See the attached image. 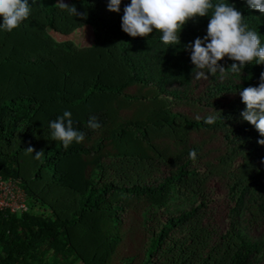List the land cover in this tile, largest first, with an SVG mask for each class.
<instances>
[{
	"label": "trees",
	"instance_id": "16d2710c",
	"mask_svg": "<svg viewBox=\"0 0 264 264\" xmlns=\"http://www.w3.org/2000/svg\"><path fill=\"white\" fill-rule=\"evenodd\" d=\"M128 2L117 13L107 0H64L78 16L59 0H35L24 22L0 30V174L24 187L31 206L0 211V264H264V145L257 142L264 137L240 116L239 95L259 84L264 64L197 79L184 45L206 34L208 17L188 21L180 43L168 47L158 30L146 37L122 31ZM230 2L264 43V14ZM85 25L93 41L82 47L71 39ZM132 85L156 92L127 94ZM218 95L231 100L212 123L174 110L178 100L211 104ZM121 100L151 106L144 117L117 119ZM65 110L86 132L67 148L49 134ZM90 114L99 129L87 128ZM180 123L218 133V154L203 156L202 143L171 156L152 145L157 135H184ZM131 212L140 216L139 252L116 263Z\"/></svg>",
	"mask_w": 264,
	"mask_h": 264
},
{
	"label": "clouds",
	"instance_id": "9594fccd",
	"mask_svg": "<svg viewBox=\"0 0 264 264\" xmlns=\"http://www.w3.org/2000/svg\"><path fill=\"white\" fill-rule=\"evenodd\" d=\"M59 2L62 8L67 7L69 13L82 15L74 5L68 6L64 0ZM122 2L107 0V8L119 13ZM244 2L247 8L264 14V0ZM34 3L35 0L31 4L29 0H0V30L11 32L17 28L30 16ZM205 16L208 17L206 34L184 45L194 65L193 69L197 70L194 73L197 79L208 78L206 73L219 72L223 76L227 69L233 74H241L247 64H264L261 35L249 28L243 20V13L230 0H217L215 3L213 0H130L123 7L121 29L132 37H146L158 30L160 41L169 47L180 43L181 31L188 21ZM225 57L233 61L228 68L220 63ZM205 69L207 72L203 71ZM239 95L245 104L240 116L264 137V72L260 74L258 85L242 88ZM214 120L215 116L212 115L205 118L206 123ZM73 125L71 111L65 110L50 122L49 134L53 140L61 141L65 148L73 142H83L86 132ZM100 127L99 118L90 114L87 128L96 130ZM257 142L264 145V138ZM26 150L33 152L31 147ZM41 152L36 155L39 156ZM196 156V150L190 149L189 157L195 159Z\"/></svg>",
	"mask_w": 264,
	"mask_h": 264
},
{
	"label": "rangeland",
	"instance_id": "374dc122",
	"mask_svg": "<svg viewBox=\"0 0 264 264\" xmlns=\"http://www.w3.org/2000/svg\"><path fill=\"white\" fill-rule=\"evenodd\" d=\"M59 39H63L60 36H57ZM78 46H89L93 41V33L91 27L88 25L83 26L82 28L78 29L72 39ZM206 79H202L200 85L206 83ZM199 85V83H198ZM127 94L131 95H144L150 96L155 94L156 89L154 87L149 86H140V85H132L125 90ZM230 96L224 97L222 95H218L212 97L210 103H197L195 100H178L174 104V110L179 112L182 116L191 119V120H201L205 119L210 115L216 114L221 107L224 105L229 104ZM123 103L122 107L119 109L116 106L117 112V119H131L135 117H144L147 110L151 106V103L145 100H135V101H124L121 100ZM113 124V123H112ZM111 124V125H112ZM183 130L186 131L184 135L178 133L175 137H164L163 135H157L155 138V143L152 145H158L161 149H164L169 156L177 153L181 149L187 147V145H193L202 143L205 144L204 149L201 151L202 155H208L210 157L216 156L218 151L222 145V138L217 133L208 130H194L193 128H188L185 125H182ZM134 219L136 220V224H132L130 221ZM126 224L122 227L119 231L122 240L119 242L118 251L114 258V262L121 259L123 256L134 255L139 252V246L142 239V230L139 226L140 216L134 212H131L129 216L126 218ZM137 225V226H136ZM133 229V233H129V230ZM118 263V261L116 262ZM137 264V263H136Z\"/></svg>",
	"mask_w": 264,
	"mask_h": 264
},
{
	"label": "built area",
	"instance_id": "2783aa9c",
	"mask_svg": "<svg viewBox=\"0 0 264 264\" xmlns=\"http://www.w3.org/2000/svg\"><path fill=\"white\" fill-rule=\"evenodd\" d=\"M30 208L24 187L15 179L0 174V211L22 214Z\"/></svg>",
	"mask_w": 264,
	"mask_h": 264
}]
</instances>
